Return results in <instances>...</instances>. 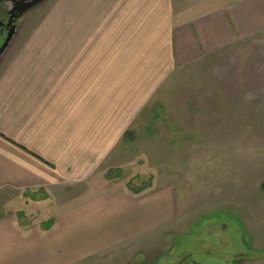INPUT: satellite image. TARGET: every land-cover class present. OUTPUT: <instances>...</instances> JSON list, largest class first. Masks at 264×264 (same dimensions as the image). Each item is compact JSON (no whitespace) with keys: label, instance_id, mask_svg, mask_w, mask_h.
Instances as JSON below:
<instances>
[{"label":"crops","instance_id":"1","mask_svg":"<svg viewBox=\"0 0 264 264\" xmlns=\"http://www.w3.org/2000/svg\"><path fill=\"white\" fill-rule=\"evenodd\" d=\"M60 5L59 24L31 31L0 73V195L58 210L46 225L0 219V264H82L174 219L168 191L122 184L74 204L67 193L113 172L126 132L176 70L264 36V0Z\"/></svg>","mask_w":264,"mask_h":264},{"label":"rangeland","instance_id":"2","mask_svg":"<svg viewBox=\"0 0 264 264\" xmlns=\"http://www.w3.org/2000/svg\"><path fill=\"white\" fill-rule=\"evenodd\" d=\"M62 1L47 0L22 17L0 73L31 31L59 24ZM129 131L134 138L117 148L113 172L87 193H67L69 203L125 184L148 187L147 196L173 193L176 215L82 264H264V36L176 70ZM57 210L0 195V219L30 213L46 225Z\"/></svg>","mask_w":264,"mask_h":264},{"label":"flooded vegetation","instance_id":"3","mask_svg":"<svg viewBox=\"0 0 264 264\" xmlns=\"http://www.w3.org/2000/svg\"><path fill=\"white\" fill-rule=\"evenodd\" d=\"M46 1L47 0H45L43 3ZM28 2H33V0H0V48L7 40L13 27H15L14 37L16 36L19 27V21L22 19V17L43 4H39L37 7L25 13L21 18H18L19 10L21 9L22 5Z\"/></svg>","mask_w":264,"mask_h":264},{"label":"water","instance_id":"4","mask_svg":"<svg viewBox=\"0 0 264 264\" xmlns=\"http://www.w3.org/2000/svg\"><path fill=\"white\" fill-rule=\"evenodd\" d=\"M44 1L45 0H33V2L24 3V5H22L21 9L19 10L18 18H21L25 13L37 7L39 4L43 3ZM14 30H15V27L12 28L7 40L5 41L3 46L0 48V59L2 58V56L4 55V53L6 52V50L9 48L11 44L12 38L15 35Z\"/></svg>","mask_w":264,"mask_h":264},{"label":"trees","instance_id":"5","mask_svg":"<svg viewBox=\"0 0 264 264\" xmlns=\"http://www.w3.org/2000/svg\"><path fill=\"white\" fill-rule=\"evenodd\" d=\"M133 138H134V133H133V131H128V132H126V134H125V136H124V141H126V143H127V142L132 141ZM146 188H148V187H144V188L141 189L140 191H135V190H133L132 188H130V190H131L134 194H137V193L143 192L144 189H146ZM263 190H264V185H263ZM226 258H228V256H226ZM233 264H237V262L234 260V261H233Z\"/></svg>","mask_w":264,"mask_h":264}]
</instances>
